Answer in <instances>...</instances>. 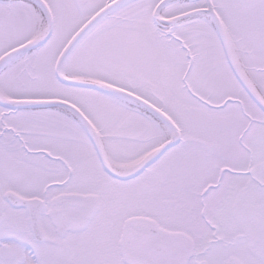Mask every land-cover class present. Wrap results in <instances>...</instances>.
<instances>
[{"label": "snow or ice", "instance_id": "6c2138e0", "mask_svg": "<svg viewBox=\"0 0 264 264\" xmlns=\"http://www.w3.org/2000/svg\"><path fill=\"white\" fill-rule=\"evenodd\" d=\"M0 264H264V0H0Z\"/></svg>", "mask_w": 264, "mask_h": 264}]
</instances>
